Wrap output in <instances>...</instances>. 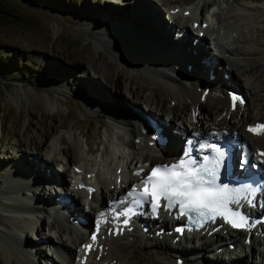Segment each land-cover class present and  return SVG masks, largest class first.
<instances>
[{
    "label": "rangeland",
    "instance_id": "rangeland-1",
    "mask_svg": "<svg viewBox=\"0 0 264 264\" xmlns=\"http://www.w3.org/2000/svg\"><path fill=\"white\" fill-rule=\"evenodd\" d=\"M145 1H151L154 4L153 8H159L166 17V22L168 21L170 17L168 18L167 8L162 4L164 0ZM167 1L169 7H178L179 10L184 7L195 8L196 5V0ZM136 2L137 0H0V183L5 184L7 180H11L16 186L14 190H22L19 191L21 193L29 192L31 196L39 197L41 201L47 197L50 200L64 199L65 195L61 196V193L67 189L66 181H69V176L66 173L68 164H65L63 148L69 147L73 152L72 142L77 140L83 149L85 167L93 166L97 173L108 175L116 169L114 162L124 158L116 155L115 151L122 147L121 137L126 140L125 124L132 119H138L141 123L147 122L149 125L151 121L148 117L155 121L156 119L149 116L150 114L143 117L140 113L144 109L148 108L154 115L166 118L168 110L175 106V100L165 98L158 90L159 83L157 86L153 84L154 78L168 82L173 88L174 85L186 88V84L188 87L191 84L197 89L199 83H207L188 75L184 69L177 70L171 66L151 62V59L157 60L156 56L150 53L155 51V41L161 40V31L155 30L150 21H145L146 16H139L137 12L143 10L144 6H139ZM219 12L216 15H220ZM170 19L166 24L171 26ZM219 20L217 18L216 24L215 19L212 20L213 26L205 33L208 38L202 39L205 46L204 54L209 51L219 57L220 53L212 46L214 40L211 39L213 43L210 40L212 29L216 32ZM187 23L190 24L189 21ZM116 25H120L121 28H113ZM171 27L175 30L173 25ZM188 32L192 33L190 30ZM174 35L172 32V36ZM144 37L148 40L151 38V42L145 41ZM162 47L160 45L161 49ZM209 52L208 56L213 57L214 55ZM228 63L224 61L218 65V71L226 78L231 75ZM190 66L191 64L188 68ZM108 78L116 81V85L110 86L107 83ZM215 79L216 77L212 80L216 84ZM208 84L210 89L200 93V86L197 93L201 95L200 101L211 107L212 103L208 98L212 93V84ZM91 87L96 90V94L101 93L104 99H95ZM221 88L223 89L219 92L226 96L224 87ZM36 94L43 98L44 105L35 101ZM242 94L248 101L246 91ZM153 97L154 100L164 97L166 106L169 105L170 109H157L151 105ZM179 100L182 106L181 102L185 100L184 98ZM109 103L116 106L111 107ZM245 103L246 101L243 105L247 107ZM183 112V121H189L188 108L185 107ZM256 118L264 119V116ZM164 123L167 126L170 124ZM179 131L173 130L172 133L179 137L181 136ZM117 132H120L119 138ZM111 137H115L112 141L116 146ZM35 142L38 144L34 145ZM50 142L55 143L56 149L53 151L55 160L51 163L52 167L46 168L45 176H49L54 169L61 173L64 183L59 181L57 184H50L43 179L44 182L39 180L36 184L34 183L36 178L33 177L35 175L28 172L29 175L25 176L30 178L32 184L19 185L14 183L9 176L10 173L8 175L7 171H3V165L11 161H22L27 167L45 162L48 156L41 146ZM149 155L151 158L156 157L151 151ZM129 156L133 158L134 163H140L137 153H129L127 157ZM109 160H112L111 165L108 164ZM75 167L78 168L76 165ZM89 177L95 175L90 173ZM35 186L39 187L35 189ZM103 195L104 199L108 196L106 191H103ZM70 196L77 200L75 194L70 193ZM76 207L89 208L79 200ZM78 211L81 212L79 209ZM44 212L47 214V211ZM46 214L41 216L43 226L41 222L40 228L37 224V227L28 229V226L24 225L27 222L25 218L0 210V223L6 224L9 228L24 226L22 235L25 233V240L35 248L42 247L40 251L37 250L40 256L37 252L35 264H47V257L58 260L55 250L49 248L48 243L44 241L47 236L55 238L54 233L47 229L51 216ZM161 240L163 239H160V242L155 241L165 242ZM261 246V249L258 245L251 251L246 249V255L241 254V258L232 261L226 258V254L233 247H224L218 251L203 248V251L194 250L192 253L189 247L177 248L175 258L181 256L186 262L194 259L199 264H264V245ZM152 251L156 254L157 250ZM214 254L219 255L215 260L212 258ZM142 258L146 259L145 264H162L157 257H154L155 260L147 259L145 253H142ZM0 264H7L1 253Z\"/></svg>",
    "mask_w": 264,
    "mask_h": 264
},
{
    "label": "bare ground",
    "instance_id": "bare-ground-1",
    "mask_svg": "<svg viewBox=\"0 0 264 264\" xmlns=\"http://www.w3.org/2000/svg\"><path fill=\"white\" fill-rule=\"evenodd\" d=\"M221 2L219 3L218 0H196L195 8H189L190 11L184 14L181 10L185 9V7L180 11L177 8V11L173 9L169 12L168 9L171 7L168 6V1L164 0L162 4L167 8L168 18L170 17L174 21L175 30H173L170 25L166 24L169 21L166 22V17H164L159 8H153L152 5L154 4L151 1L137 0L136 2L137 5L144 6L143 10L137 12L139 16H146L145 21H150L155 30L159 31L160 29L161 31V40L155 41V51L150 53L154 54L157 60L151 59V62L161 66H171L177 70L184 69L188 75L207 82L206 84H198V87L201 86L200 93L203 92V89H206V91L210 89L208 83L212 84V93L210 98H208L210 100L209 102L212 103L211 107L205 106V104L200 101L201 95L197 93L198 87L195 89L191 84L190 87H188V84H182L185 85L186 88H178L176 85H174L173 88L168 82L154 78L152 80L154 82L153 84L157 86L156 84L159 83L160 89L158 90L162 92L163 96L165 95V98H169V100H175L176 103L174 108L170 109L169 105L166 106V99L164 97V99L157 98L155 100L153 97L151 105L153 104L157 109L170 110L167 112V117L162 118L159 115H154L148 108L144 109V111L140 113L143 117L144 115L150 114L149 116L156 119V121L151 119L148 125V129L150 127L151 129L147 132L141 130L144 124L138 119H132L131 122L125 124L124 130L127 132V137L126 140H123L121 137L122 145L127 147L128 152H134L139 155V164H136V162L134 163L132 157H127L128 154L121 161L115 162L116 167L117 165L120 167L119 172L114 171L105 177L101 176L95 171L93 166L90 168L85 167L86 163L84 165V158L82 156L83 149L76 140L72 142L74 147L73 152H71L69 147L67 149H62L63 157L64 159L66 158L65 164H68L66 173L69 176V181H66L68 183L67 189L64 190V199L52 198V200H50V198L47 197L40 201V199L38 200L39 197L31 196L29 192L23 191L25 193H21L19 191L22 190H14L16 186L12 184L11 180H7L5 184L0 183V210L25 218L27 222H25L24 225H27L28 229H33L34 226L37 227V224L38 227L40 226L43 221L41 216L46 214L44 211H47L46 215L51 216V222L50 224L47 223V229L54 233L55 238L51 239V237L47 236L44 238V241L48 243L47 246L49 248L52 247L55 250L58 260L47 257V264H70L78 259L79 255L76 254V250L81 251L79 243L85 241V230L88 228L86 224L77 222L75 217L82 216L84 219H88L90 216V212H85V210H83L84 208L80 209L78 207L81 212L86 214L78 211L76 207L78 200L84 202V205H87V208L89 207L91 209L95 220H100L106 217L105 209L107 207V200L117 197V193L123 190V188H120L121 184H129L134 181V179L136 180L138 178L139 166L169 159L167 156H156L151 158L152 156L150 157L149 155L153 145L156 149L163 145V142H157V139H154V128L160 133H158L159 135L165 137V148L168 147L175 151L181 148V145L178 146L181 138L173 134V130H180L179 134H183L193 131L203 132L209 128L219 127H224L230 131L234 130L236 133L242 135L251 145H260L264 147V134L253 136L243 130V125L245 123L258 119L256 118L258 116H264V0H221ZM214 7H216L215 11L213 10ZM217 12L220 13V15H218V19L220 20L217 24L216 32L215 29H212L214 36H212L211 39L214 40V49L217 53H220L219 57H216L213 52L209 51L204 54L205 46L202 39L206 37H202L195 41L193 34L188 32L190 29L187 27L186 22L189 21L190 25L194 24L195 26L192 29L196 32L203 29L205 33H207V26L201 28L199 27V22L209 19L206 18L208 14L209 16L211 14L216 15ZM197 13L199 18L197 17ZM157 26H159V28H157ZM113 28L118 29L121 27L120 25H116ZM131 28L135 31L133 26ZM177 30H179V35L172 36V32L176 33ZM144 39L149 43L151 42V38L148 40L144 37ZM160 45L163 46L162 49ZM208 52L214 56H208ZM224 61L229 62L228 65L231 71L229 78H226L225 75H221L218 71L219 63ZM240 62L244 64L242 65ZM188 64H191L190 68H187ZM209 73H212L214 78L216 77V84L212 78H209ZM107 83H109L110 86L116 85V81H112V78H108ZM217 83L219 86H217ZM221 86L230 88L236 87L241 94L246 91L249 98L247 101L246 97L247 107L238 104L235 109L230 110L228 108V98L221 95L219 92L223 89ZM90 90L94 93L96 91L92 87ZM225 93L226 92H224V94ZM93 95L97 100L99 98L104 99L101 93H95ZM180 98H184L185 100L181 102L182 106L179 104ZM35 101L43 105L45 104L43 98L38 94L35 95ZM147 102L148 101H146V103ZM110 106L114 107L116 105L110 104ZM248 106H251V108ZM185 107L188 108L190 118L189 121L187 120L184 122L182 114H184L183 110ZM191 117L193 120H191ZM164 122H170V124L167 126ZM145 124L148 123L146 122ZM117 136L119 138L120 132H117ZM61 141L63 142V140ZM33 144L37 145L38 143L35 142ZM42 147V150L48 156L45 162L27 167L22 164V161H11L3 165V171H7L8 175L10 173L9 176L14 180V183H18L19 185L32 184L30 178L26 177L29 175L28 172L35 175L33 177L36 178L34 180L36 184L39 180L44 182L43 179L50 184H57L59 181L64 183L61 173H57L54 169L49 176H45L47 175L46 168L52 167L51 163L55 160L53 152L54 149H56L55 143L50 142L48 145H42L41 148ZM33 159L35 158L33 157ZM74 165L79 166L78 171L73 169ZM132 165L133 167H131ZM86 173L94 174L95 177H89V175L86 177ZM117 178H119V181L116 180ZM77 183H83L84 186L78 187ZM86 185H93L95 189L88 192ZM38 187L39 186H35V189ZM25 188L24 186V189ZM103 191L107 192L108 196L106 199L102 198ZM70 193L75 194L77 200H74L70 196ZM96 200L100 201L102 206L101 212H98L99 207L95 210L94 207L91 206V202L93 203V201ZM101 214H103V216ZM162 221L163 219H159V222ZM41 225H44L43 222ZM23 227L24 226L9 228L6 224L0 223V253L7 264H35V255L42 248L40 246L35 248L34 245L25 240V233L22 235L24 232ZM225 234L227 237L224 238L218 233H213V235L193 233L182 240L178 239L174 241V244L164 239L161 240L163 242L165 241L164 243H158L157 241L160 242L159 239L151 236L148 237L145 232H141L138 229L133 231L132 237L128 236L129 234L117 235L115 237L104 235L101 241L106 244V247H103L101 250H95L92 253V264L96 262L104 264L108 261H112L113 264H145L146 259H143L144 257L142 258V253H145L149 260H155L154 257L159 258L162 264H199L195 262L194 259L186 262V260L180 256L181 254H176V256L180 257L175 258V249H187L188 247L191 253L194 250L198 252L204 249L218 251L224 247H233L227 252L228 254H226V258L232 261L241 258V254L246 255V249L251 251L255 245L260 246L259 249H261V245H264V240H260L259 238L252 239L251 243H244L243 237L245 235V230H231ZM227 244L229 246H227ZM152 249L157 250L156 254L158 256H156ZM133 251L139 252L134 253ZM95 253L100 254L98 260L94 259ZM37 255L40 256V253L38 252ZM221 256L225 257L223 255ZM218 257V254L212 256L214 260Z\"/></svg>",
    "mask_w": 264,
    "mask_h": 264
},
{
    "label": "snow or ice",
    "instance_id": "snow-or-ice-1",
    "mask_svg": "<svg viewBox=\"0 0 264 264\" xmlns=\"http://www.w3.org/2000/svg\"><path fill=\"white\" fill-rule=\"evenodd\" d=\"M239 99L237 96H232L233 106ZM240 102L243 103L242 100ZM248 131L256 135L264 134V124L249 126ZM188 143L191 145L192 141ZM198 151L207 154H204L201 160H197L192 157V148L189 147L184 157L178 162L152 168L146 174V178L141 181L142 189L133 187L124 200L117 203L124 204L131 197L133 198L132 203L137 206L143 202L150 203L155 213L161 207V201H164L165 208L178 207L181 215L200 217L204 220L222 218L233 228H245L248 226V219L232 206H238L242 199H247L245 192L251 194L256 189L230 187L227 183H219L221 169L226 163L227 156L222 147L206 141L199 144ZM248 154L246 151L245 156ZM256 155L257 158L264 157V152H258ZM131 214H133V208L128 207L119 212L115 219H119V216L128 217ZM128 222V219L123 220L125 226ZM97 230L99 231V223ZM91 239L95 243L97 235L93 234ZM83 247L87 250L92 249V245L89 244Z\"/></svg>",
    "mask_w": 264,
    "mask_h": 264
}]
</instances>
